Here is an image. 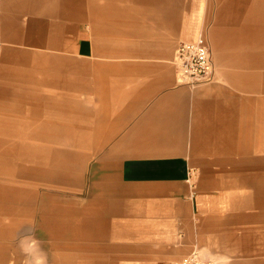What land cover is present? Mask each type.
<instances>
[{
    "label": "crops",
    "instance_id": "0c3cea01",
    "mask_svg": "<svg viewBox=\"0 0 264 264\" xmlns=\"http://www.w3.org/2000/svg\"><path fill=\"white\" fill-rule=\"evenodd\" d=\"M0 33V84L15 81L28 95L19 111L35 113L24 124L34 178L41 157L88 166L74 197L0 186V264L13 263L1 242L27 232L35 198L50 264H180L195 251L215 264H264V158L250 153H264V0H0ZM200 37L216 76L195 89L177 55ZM220 71L230 83L216 81ZM246 89L260 96L248 101ZM72 117L84 125L81 153L47 155L35 142L52 143L48 127ZM5 121L24 136L22 122ZM52 160L46 185L69 179ZM64 238L78 246L64 250Z\"/></svg>",
    "mask_w": 264,
    "mask_h": 264
},
{
    "label": "rangeland",
    "instance_id": "374dc122",
    "mask_svg": "<svg viewBox=\"0 0 264 264\" xmlns=\"http://www.w3.org/2000/svg\"><path fill=\"white\" fill-rule=\"evenodd\" d=\"M224 1V0H223ZM257 3V2H256ZM246 4V3H243ZM253 2H248L247 5H251ZM255 4V3H254ZM221 6V5H220ZM214 28H221L220 21L217 19L214 21ZM208 27H204V32L205 34L208 35ZM201 31V30H200ZM231 39L227 42L228 46L233 45V37L234 36H229ZM210 38V37H209ZM247 38L248 34H247ZM211 40V39H210ZM212 49L215 52V49L213 48V45L211 43ZM214 60L216 61V56L215 53L213 55ZM216 81L219 83H230L228 80H226L223 77V74L221 71L218 74V77L216 78ZM204 85V84H202ZM5 88L6 90H3L2 88ZM17 87V84L15 81H10V79L3 80L1 81L0 84V119H2L0 122V130H1V139H3L5 143V147L1 148L0 155L2 154L3 156L7 157L9 160L8 162H3L0 163V169H3L8 173V178H3L0 179V186H4V189L1 190L2 193H4L6 196H16L20 197L21 194H23L22 191L24 189L27 190L26 192V197L30 198V192H33L36 189V193L40 196V194H47L50 195L51 193L55 194L54 196L59 195L60 197L67 198L69 196L74 197V195H81L82 189H76L74 188L75 184H80L82 185L81 182L86 181L84 180V170L86 171L87 169V164L83 166L80 161L81 157H73V159L69 158H59L61 163H63L66 168L69 170V179L65 181H60L58 178H53L55 183L49 182L51 185H46L47 181H45L44 178H49L46 175V170H44V165H46V161L52 160V159H46V158H40L39 160V166L42 167L41 173H39L38 176H36L38 179L34 178V168L36 165L34 164V161L32 159V150L28 151L33 147V143L31 140V137L29 138L27 134L33 132V128L26 126L24 124L25 120L32 119L31 117H35V113H31L30 110H28L31 106L27 105L24 106L25 109L20 112V105L23 103V101H27L28 95L26 94H19V91L14 90ZM250 88H248L249 90ZM245 96H247L248 101L250 99H257L260 95L258 92H253V91H247ZM28 102V101H27ZM256 102V101H255ZM11 105L12 108L15 109V113H10L5 112V107ZM14 106V107H13ZM9 108V107H8ZM7 108V109H8ZM3 113V114H2ZM5 120H10L12 122L20 121L22 122V127H19L18 131L19 134H24L22 137H16V129H2L3 127L7 126L5 125ZM78 119L77 117H72L71 120L68 122H72V124H65V125H57L56 127H48V133H49V139L51 142H46V141H41V142H35L37 145L40 146L42 150L48 151V154L50 151L54 150H62L66 151L67 150H73L77 148V152L80 154L81 153V148H80V143H79V136L81 134L80 129L84 127L83 123L79 122L77 123ZM260 127V126H259ZM18 128V127H17ZM37 138V137H35ZM41 140V139H40ZM37 140V141H40ZM53 141H56V144H53ZM71 142H73L75 147H70ZM35 145V144H34ZM77 146V147H76ZM260 148V149H259ZM252 146L250 148V153H255L256 155L258 154L257 157H260L261 159L264 158V153H263V147L259 146ZM7 151V152H6ZM5 152L7 154H5ZM23 153V154H22ZM23 157H25L23 159ZM45 157V156H44ZM59 159H57L59 161ZM54 161H57L53 159ZM52 160V161H53ZM68 160V161H67ZM73 160V161H72ZM66 161V163H64ZM69 162V163H68ZM41 176V177H40ZM41 178V180H40ZM4 182L3 184L1 182ZM84 183V182H83ZM43 184V185H42ZM42 185V186H41ZM84 185V184H83ZM51 186V187H49ZM59 187V188H58ZM65 187V188H64ZM66 187H71V189H68ZM54 188V190H52ZM58 188V189H57ZM74 188V189H73ZM42 190V192H40ZM49 190V191H48ZM35 201H32L35 205ZM32 205L30 207L31 212L28 213L29 217H24V220L22 219V222L26 223L28 225L27 227V232L22 233V227H18L16 230H19L15 237L12 238L11 240H4L2 241V245L6 246L8 248L7 253L4 252V258L9 259L12 261V264H50V251H53V253H56L54 251V247L51 248L49 245H45L47 243V240L44 239V233H41V229L39 230L38 224L36 223V210L35 206ZM30 214V215H29ZM26 225V226H27ZM41 234H39V232ZM78 244L75 243V245L70 244L69 240L63 239V246L62 248L65 249H72L77 247ZM58 250V253L60 254L61 252ZM53 260L55 259V256H53ZM58 259L60 260L61 256H57Z\"/></svg>",
    "mask_w": 264,
    "mask_h": 264
},
{
    "label": "built area",
    "instance_id": "2783aa9c",
    "mask_svg": "<svg viewBox=\"0 0 264 264\" xmlns=\"http://www.w3.org/2000/svg\"><path fill=\"white\" fill-rule=\"evenodd\" d=\"M3 39L0 33V53ZM177 66L181 79L193 88L214 82L216 68L212 61V50L206 39L200 37L195 42H182L178 47ZM180 264H215L195 251L187 255Z\"/></svg>",
    "mask_w": 264,
    "mask_h": 264
},
{
    "label": "bare ground",
    "instance_id": "6f19581e",
    "mask_svg": "<svg viewBox=\"0 0 264 264\" xmlns=\"http://www.w3.org/2000/svg\"><path fill=\"white\" fill-rule=\"evenodd\" d=\"M28 151H30V149Z\"/></svg>",
    "mask_w": 264,
    "mask_h": 264
}]
</instances>
